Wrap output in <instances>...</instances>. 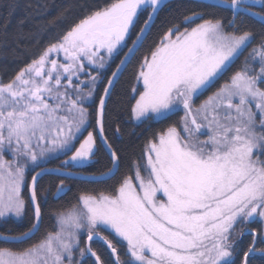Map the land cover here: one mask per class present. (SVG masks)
<instances>
[{"label":"snow or ice","instance_id":"obj_1","mask_svg":"<svg viewBox=\"0 0 264 264\" xmlns=\"http://www.w3.org/2000/svg\"><path fill=\"white\" fill-rule=\"evenodd\" d=\"M27 7L42 15L47 5ZM169 7L83 0L74 19L66 8L38 26L49 34L64 22L0 78V222L22 221L31 209L26 229L0 233V264L264 262V0H207L169 23L138 60L130 119L183 115L148 137L124 171L106 133L115 84ZM24 38L20 29L17 44ZM101 151L111 166L85 175ZM46 176L57 182V199L73 180L115 184L81 190L51 211L54 223L41 234Z\"/></svg>","mask_w":264,"mask_h":264},{"label":"trees","instance_id":"obj_2","mask_svg":"<svg viewBox=\"0 0 264 264\" xmlns=\"http://www.w3.org/2000/svg\"><path fill=\"white\" fill-rule=\"evenodd\" d=\"M34 2H36V0H0V78L2 79H7L23 61L37 54L41 46L55 35H58L63 30L64 22H56L55 26L49 29V34L39 33L37 31L38 26H42L48 21L54 20L66 8L70 9L68 19H74L75 16L79 14V5L83 0H42V2L47 5L42 15L34 14L32 9L27 7L28 4ZM206 2L207 0H173L169 2L170 7L160 13L144 47L137 53L136 57L132 59L131 63L127 66L116 83L111 101L108 104L105 127L107 135L112 139L114 147L120 152L123 158L121 171L125 170V165H127L131 159L141 155L142 147L148 137L160 128L165 127L168 123L179 120L178 117L180 115L177 113L170 117L169 120L160 123L152 121L141 124L130 119L129 107L133 102L131 100L132 88L137 86L135 75L138 60L147 53L152 41L161 35L169 23L181 20L184 11H188L192 8L199 9L201 5ZM205 12L208 15L221 14L211 8L206 9ZM225 15L227 14L225 13ZM144 19V16L140 17L137 28L142 25ZM21 20L24 21L23 24L20 23ZM243 25L252 27L257 32L261 31L259 24L252 23L248 19L243 21ZM20 29H23L25 38L17 44L15 37ZM37 40H39V43H37ZM12 49H17L18 52H23L24 54L13 55ZM115 63H118V60ZM226 78L227 77H225V79ZM223 82L224 80L222 79L218 84H222ZM213 91H215V88L210 89L209 92L199 99H206ZM117 126L122 129L118 137L115 135V128ZM53 166L54 165H49V167ZM110 166L107 154L104 151L98 152L93 163L87 167L85 175L92 173L99 175ZM56 183L54 177L46 176L41 180V185L45 190L42 199L44 216L41 234L51 229L54 223L51 211L73 201L74 197H76L81 190H103L115 184V180L107 181L106 184H89L82 180L70 181L69 187L71 191L62 199H57L56 197ZM30 219L31 209H29L28 215L22 221L11 219L7 223L0 222V233H18L28 227ZM246 243L247 240H245V244ZM105 258H107L106 255ZM256 264H264V262L257 259Z\"/></svg>","mask_w":264,"mask_h":264},{"label":"rangeland","instance_id":"obj_3","mask_svg":"<svg viewBox=\"0 0 264 264\" xmlns=\"http://www.w3.org/2000/svg\"><path fill=\"white\" fill-rule=\"evenodd\" d=\"M197 101H198V102H197ZM202 101H203L202 99L195 100V105L198 106L200 103H202ZM178 114H180L179 117H178V119H180V117L183 115V113L181 112V113H178ZM93 161H94V160H93ZM93 161H92L90 164H92ZM90 164H89V165H90Z\"/></svg>","mask_w":264,"mask_h":264},{"label":"water","instance_id":"obj_4","mask_svg":"<svg viewBox=\"0 0 264 264\" xmlns=\"http://www.w3.org/2000/svg\"><path fill=\"white\" fill-rule=\"evenodd\" d=\"M171 1H173V0H169V2H171ZM129 64H130V63H129ZM129 64H128V65H129ZM128 65H127V66H128ZM127 66L124 68L123 72L125 71V69L127 68ZM122 74H123V73H122ZM120 77H121V75L119 76V79H120ZM115 85H116V84H115Z\"/></svg>","mask_w":264,"mask_h":264}]
</instances>
